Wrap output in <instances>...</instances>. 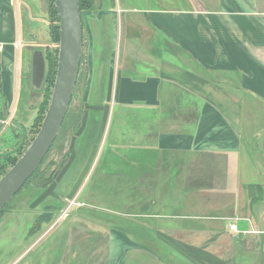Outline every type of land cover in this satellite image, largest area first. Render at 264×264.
<instances>
[{
    "label": "crops",
    "instance_id": "crops-1",
    "mask_svg": "<svg viewBox=\"0 0 264 264\" xmlns=\"http://www.w3.org/2000/svg\"><path fill=\"white\" fill-rule=\"evenodd\" d=\"M46 4L0 0L5 117L16 118L32 76L25 25L43 21ZM108 11L111 110L98 140L121 156L115 178L132 193L115 197L116 222L102 225L107 264H264V0H108ZM93 165L81 169L78 195ZM87 190L66 200L90 206ZM49 196L63 197L45 193L23 215L35 222ZM10 220L0 225V264H43L42 254L26 258L41 238L27 240L31 226Z\"/></svg>",
    "mask_w": 264,
    "mask_h": 264
},
{
    "label": "rangeland",
    "instance_id": "rangeland-1",
    "mask_svg": "<svg viewBox=\"0 0 264 264\" xmlns=\"http://www.w3.org/2000/svg\"><path fill=\"white\" fill-rule=\"evenodd\" d=\"M46 3L48 5L46 4L43 21L25 25L27 36L25 43L31 51L42 50L47 62L48 56L53 60L56 55L57 59L59 58L60 36L59 42H56V39L51 37V31L56 32L57 26L60 31V26L57 20L53 21L51 15L55 2L46 0ZM81 5L83 52L75 94L64 126L38 169V174L7 204L0 215V225L9 223L12 215L25 217L27 221H21L18 219L19 216H16V221L10 220V223L25 225L26 229L27 226H31L30 237H27V240L41 238L38 251L37 248L32 249L27 253L26 258L37 253L42 254L43 264H107L105 251L107 233L102 225L110 226L116 222L115 214L111 212L116 211L117 208L115 197L121 198L125 194L131 196L132 193L130 183H123L120 178V182H117L115 178L121 173L122 168L117 169L113 165L121 159V156L115 152V147L106 149L102 147L101 140L100 142L98 140L104 124L103 117L111 110V105L107 104V95L117 25L113 22L112 13L108 11V0H82ZM117 30L119 31V27ZM53 60L50 62L51 66L47 62L46 78L40 90L32 86L31 76L27 78L25 75L16 118L11 114L4 120L0 119L2 121L0 122V164L7 172L13 167L9 165V161L20 159L35 139L38 134L36 132L40 130H38L37 118L41 114L45 118L49 109L57 76V68L56 74L54 73ZM0 105L1 108L4 107L3 99H0ZM89 161L94 164L91 174L93 175L99 163L98 172L96 176L94 174L95 178L89 188L87 183H82L78 189L83 190V193L88 189L89 198L93 199L87 202L90 206L82 202L78 206L76 198L71 201H67L66 198L78 195V190L73 189L74 183L83 166ZM68 165H71L69 170ZM6 173L3 174L0 169V179ZM62 174L63 178L56 188L57 179ZM144 174L148 172L145 171ZM70 188L71 193H69ZM146 190L141 192L143 197L147 195ZM50 191H55L57 196L59 194L63 196L62 199L58 197L53 199L49 196L44 203L45 206L43 205L44 211L50 210V213L56 216L51 223L43 226L41 232L36 231L33 234L32 228L36 220L31 222L29 220L31 217L23 214L39 206L41 208L42 205H38L37 200ZM101 193L102 197H100ZM70 207L71 210L68 212ZM58 212L62 215L67 214L61 222H57ZM2 234L0 229V238Z\"/></svg>",
    "mask_w": 264,
    "mask_h": 264
},
{
    "label": "water",
    "instance_id": "water-1",
    "mask_svg": "<svg viewBox=\"0 0 264 264\" xmlns=\"http://www.w3.org/2000/svg\"><path fill=\"white\" fill-rule=\"evenodd\" d=\"M59 20L57 76L49 109L41 128L22 157L0 179V211L24 188L48 155L69 112L79 76L83 44V23L79 0H55ZM47 62L42 50L33 51L32 86L43 87ZM3 99L6 115V101Z\"/></svg>",
    "mask_w": 264,
    "mask_h": 264
},
{
    "label": "trees",
    "instance_id": "trees-1",
    "mask_svg": "<svg viewBox=\"0 0 264 264\" xmlns=\"http://www.w3.org/2000/svg\"><path fill=\"white\" fill-rule=\"evenodd\" d=\"M80 1V9L82 10V0H79ZM53 2H55L54 0H53ZM54 4V3H53ZM51 15H52V17H53V21L55 20H57L58 22H59V20H58V18H57V11H56V9H55V6L53 5V8H52V12H51ZM51 37H52V39H56V42H59V27L57 26V31L55 32V31H51ZM57 38H58V41H57ZM51 60H53L50 56H48V58H47V62H48V64H49V66H51ZM57 55H56V57H55V60H53L54 61V66H55V69H54V73L56 74V68H57ZM67 117V116H66ZM4 118H5V112H4V109L3 108H0V119H3L4 120ZM38 120V121H37ZM37 122L39 123V127H38V130L40 129V127H41V125H42V122H43V120H44V116H43V114H41V115H39V117L37 118ZM66 120V119H65ZM65 122V121H64ZM63 126H64V123H63ZM62 126V127H63ZM36 133H38V131L36 132ZM56 141H57V139H56ZM55 141V142H56ZM55 144V143H54ZM54 144H53V146H54ZM52 146V147H53ZM18 159L19 158H15L14 160H10L9 161V165L10 166H13L17 161H18ZM45 160V159H44ZM43 163V162H42ZM0 169L3 171V174L4 173H6L7 171H6V169L4 168V166L3 165H1L0 164ZM38 172L39 171H37V172H35V174L30 178V180L31 179H33L37 174H38ZM30 180L26 183V185L30 182ZM25 187V186H24ZM7 206V205H6ZM5 206V207H6ZM5 207L0 211V215H1V213L3 212V210L5 209ZM51 211L50 210H48V211H45L43 214H42V216H39L38 218H37V220H36V222H35V224L33 225V228H32V232H33V234L37 231V233L38 232H41V230H42V228H43V226L45 225V224H47V223H51L53 220H54V217L56 216V214H53V213H50ZM59 213V212H58Z\"/></svg>",
    "mask_w": 264,
    "mask_h": 264
},
{
    "label": "built area",
    "instance_id": "built-area-1",
    "mask_svg": "<svg viewBox=\"0 0 264 264\" xmlns=\"http://www.w3.org/2000/svg\"><path fill=\"white\" fill-rule=\"evenodd\" d=\"M0 122H2V121H0ZM230 230H231L232 232H238V227H237V225H236L235 223L231 224V226H230Z\"/></svg>",
    "mask_w": 264,
    "mask_h": 264
}]
</instances>
